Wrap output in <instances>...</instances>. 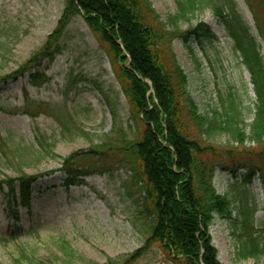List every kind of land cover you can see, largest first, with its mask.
Here are the masks:
<instances>
[{
    "label": "trees",
    "instance_id": "obj_1",
    "mask_svg": "<svg viewBox=\"0 0 264 264\" xmlns=\"http://www.w3.org/2000/svg\"><path fill=\"white\" fill-rule=\"evenodd\" d=\"M245 2L264 42V0ZM175 4V13L163 20L151 0H65L55 29L23 66L0 79L13 80L27 74L32 85L47 82L45 69L66 48L64 40L69 22L81 17L109 53L115 78L125 97L127 121L124 124L110 106L113 119L110 130L90 139L91 145L84 153L63 158L60 166L63 186L83 184L85 176L113 175L124 170L129 175L120 181V188L132 207L131 225L143 235L145 244H156L173 264H221L209 233L215 215L238 221L240 233L234 235L238 237L241 258H261L264 245L255 233L263 230L255 229L252 224L256 204L242 201L238 213L233 215L232 200L220 194L213 184L217 169L228 172L236 180L242 172L241 183L251 185L253 179H258L264 192L261 40L253 35L235 0H175ZM205 9L218 18L249 71L255 95L254 110L247 107L246 114L253 116L249 126L244 121L239 99L231 92L225 98L218 96L220 109L199 111L188 90V75L172 49V40L181 38L193 55L191 38L199 42L213 38L201 22L184 30L179 28L182 22H189ZM4 37L0 38V51L5 54L11 48L5 45L7 36ZM93 84L104 92L96 79ZM25 101L21 112L31 114L27 94ZM42 104L38 103L37 107L52 110ZM54 116L63 128L68 127L67 119L57 112ZM246 126L249 129L245 133ZM80 132L89 134L82 129ZM221 136L231 144L216 142ZM247 140L257 148L247 145ZM19 171L15 178L0 180V189L4 184L9 202L18 197L19 204L28 206L37 177ZM61 249L66 264L78 258L69 246ZM138 256L108 258L105 264H134Z\"/></svg>",
    "mask_w": 264,
    "mask_h": 264
},
{
    "label": "rangeland",
    "instance_id": "obj_2",
    "mask_svg": "<svg viewBox=\"0 0 264 264\" xmlns=\"http://www.w3.org/2000/svg\"><path fill=\"white\" fill-rule=\"evenodd\" d=\"M235 1L253 35L261 40L245 0ZM64 3L65 0H0V38L7 36L5 45L11 48L5 54L0 51V78L23 66L41 46L55 29ZM151 4L163 20L176 11L175 0H151ZM83 21L76 16L69 22L66 48L45 69L47 82L32 85L27 74L13 80L0 79V180L15 178L20 169L37 177L28 206L19 204L18 197L9 202L5 185L0 189V264H66L61 254V247L66 245L78 255L72 264H105L108 258L133 255H139L134 264H173L156 244H145L143 235L130 223L132 207L120 188V181L129 172L120 169L113 175L85 176L83 184L68 188L62 184L63 158L84 153L91 145L90 139L110 130V106L124 124L127 121L125 97L109 53ZM199 22L208 27L213 38L201 42L191 38L195 54H189L183 39L171 42L176 59L188 75V90L199 111L220 109L218 96L225 98L231 92L239 99L249 126L253 116L246 114L247 107L253 111L255 101L249 71L210 10L196 13L179 28L184 30ZM260 43L264 59V42ZM93 79L104 92L93 84ZM25 94L31 114L21 112ZM38 103L52 110L42 106V111ZM56 112L69 121L68 127L63 128L54 118ZM227 140L221 136L215 141L231 144ZM246 144L257 148L249 140ZM214 173L213 184L232 200L233 215L242 201L256 204L252 224L263 230L255 235L264 245V192L259 180L246 185L241 183L242 172L237 180L226 171L217 169ZM237 223L214 216L209 233L216 258L221 264H264V255L239 256L238 237L234 235L240 233Z\"/></svg>",
    "mask_w": 264,
    "mask_h": 264
}]
</instances>
